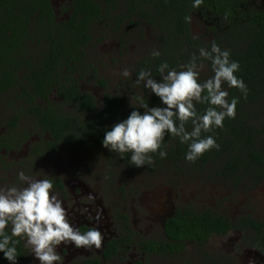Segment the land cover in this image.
Segmentation results:
<instances>
[{"label":"trees","instance_id":"1","mask_svg":"<svg viewBox=\"0 0 264 264\" xmlns=\"http://www.w3.org/2000/svg\"><path fill=\"white\" fill-rule=\"evenodd\" d=\"M121 1L126 6L127 17L135 15L140 21L156 24L162 32L160 36L162 52L155 57L156 64L149 70L152 76H161L158 68L164 62L168 64L165 71L179 70V64L183 60L184 65L189 63L193 54L197 57V63L210 62L200 58L199 50L205 43L191 35L190 19L186 21L185 17L190 18L192 13L209 12L211 16L226 21L227 29L224 33L216 35L213 41L208 42L205 49L210 50L212 43L215 42L222 51L230 52V61L239 62V70L235 75L247 86V98H244L239 89L229 87L227 82L224 83L227 86L229 102L233 98H238L235 118H225L222 128L202 132V137L213 136L219 149L214 148L205 152L194 163L203 166L210 161H216L220 163L218 173L225 177L237 175L238 180L246 173L254 182L259 181L263 175L264 155L257 148V138L263 135L264 124L261 129H256L250 124L244 109L255 104L264 105V4L261 9H253L250 12L246 10L248 0H203L199 7H193L194 0ZM103 3L115 6L117 0H73L68 19L58 21L50 0H0V96L19 82L20 71L32 68L30 65L34 56L32 52L37 49L42 53L36 57L39 61L36 68L40 70H33L32 77L36 81L35 90H39L42 98L46 99L49 87L54 82L56 84L61 82L59 79L62 76L61 70L69 67V61L77 59L81 50L79 46L88 39V26L102 17ZM106 11L109 13V10ZM121 14L123 16L122 12ZM23 75L26 77L24 73ZM60 93L67 98L66 100L70 97V101L78 102L82 109L98 112L90 97L80 96L82 98L79 101L77 93L73 90H63ZM208 106L195 103L200 114H203ZM47 107L45 115L37 106H33L32 111L37 112L39 117H44L45 126L54 138H66L64 140L68 144L76 142V145H101L105 131L111 130V126L104 121L105 112L100 111L92 120L74 121L62 113H55L49 105ZM119 108L114 105L109 107L112 116L119 117L117 112ZM74 124L82 126L77 132L80 137H84L83 139L67 135ZM185 127L187 131H191V121L187 122ZM76 145L71 147L75 148ZM160 151L167 153L164 158L187 161L185 155L188 144L181 143L178 137L166 134ZM123 155L130 161V153ZM151 156L155 166L160 167L163 164L164 158H161L159 151L152 153ZM143 168L152 170V163L144 165ZM248 221L260 232L262 226L260 222L250 219ZM229 228V223L222 215L212 214L210 210L196 213L189 207L184 210V214L177 213L166 223V232L170 238H183L195 242H203L212 234H223ZM13 239L17 241L19 257L20 242L15 237ZM0 264H9L2 252Z\"/></svg>","mask_w":264,"mask_h":264},{"label":"flooded vegetation","instance_id":"2","mask_svg":"<svg viewBox=\"0 0 264 264\" xmlns=\"http://www.w3.org/2000/svg\"><path fill=\"white\" fill-rule=\"evenodd\" d=\"M72 1L73 0H70L68 3L61 6V12L67 14V17L63 20L68 19L72 11L70 8ZM263 4L258 8L251 7L247 11L251 12L253 9H261ZM102 10V17L95 23H91L88 26V39L84 44L79 46L81 50L78 53L77 59L69 61V67H64L61 70L62 76L59 78L61 82L57 84L54 82L49 87V91L46 93V99L42 98L39 90H35L34 84H36V81L35 78L32 77V74L34 73L32 72L33 70H40V68H36V66L39 64V61L36 59V57L41 56L42 53L37 49H35L36 51L32 52L34 55L30 61L32 68L29 70L24 68L22 72L20 71L19 82H16L17 84H15L13 88L7 90L0 96V169L3 170L11 167L12 170H15L16 174H18L20 171H23L26 176H29V174L34 173L35 168H37V165H39L44 158L59 156L62 153L78 156L96 149H102L106 153V162L114 161L117 157L119 158L118 161L120 164L125 166L127 169L142 170L150 175L162 173L166 168H170L173 170V172L175 171V173H177V171H183L184 173H187L188 171L199 172L208 170L212 171L214 177H221L234 187L243 185V181L245 180L248 185V190H253L259 186L264 180V163L263 175L257 182H254L251 179V176L247 175L246 173L238 180H236L237 175L229 177L223 176L222 174L218 173L220 170V163L216 161H210L202 166L200 163L197 164L180 159L174 160L173 158H164L163 164L160 167L155 166L152 160L153 169L147 170L143 167L137 168L134 165H131V162L127 161L124 155V158H121L120 154L110 152L108 149L104 148L102 144L97 146H87V144L76 145V142L68 144L65 141L66 138H64V140L61 138H54L52 136L50 130H48V128L45 126L46 123L44 122V117H39L37 112L34 110L32 111L33 106H37L38 110L45 115L47 114V106L49 105L52 110L54 109L55 113H62L65 116H69L74 121H86L87 119L92 120L100 111L102 113L105 112L106 117L104 121H106L109 126L122 121L123 116L127 118L133 108H137V110L141 111L142 113L143 109L138 108L140 103H148L149 107L164 106L161 104L159 98L155 96V94L151 93L150 89H148V94H143L140 97H136V104L130 103L121 92L116 91L115 86L112 84V79H110V77L106 74L103 75L101 67L95 65V61L91 59L93 49L96 53L98 49L97 46L100 47L101 44L105 43L106 41L108 42V40L112 39V37L117 40V59H120L123 54L129 50L128 43L130 41V35L127 33V30L123 28V25L139 27L142 24H146V26L150 27L154 32L152 39L154 47L132 62V75L130 76H133L135 80H137L141 70L149 71L150 68L153 69L154 65L156 64V59L153 57L152 53L154 51H159V53L162 52V44L160 42V36L162 33L161 30L158 28V26H156V24L151 25L140 21V19L135 15L127 17L126 6L121 0H117V4L115 6H112V4L108 6L107 4L103 3ZM106 10H109V13ZM121 12L123 13V16H121ZM198 13H202L203 18L207 21L208 19H213L214 22L211 24V27L214 29L212 30L214 33H216L215 35H220L221 33H224V28L227 29L228 25L225 20L211 16L209 12ZM54 15L56 16L55 12ZM192 15L193 13L190 15V21ZM221 22L224 24L222 30L216 27V24ZM96 25L99 26L97 31L94 30ZM203 43H205V45H202L204 46L202 48L205 49V46L207 47L208 42L204 41ZM224 46L226 47V45ZM112 60H116V58H113ZM202 62L207 63V65L212 67L210 62L201 61L200 63ZM200 63H197V65ZM180 64L179 70L180 66L184 65V60ZM23 73L26 75V77H24ZM166 74L167 71H165L163 75ZM152 77L157 80H161L162 74L160 77ZM89 87L99 89L101 91V98H97V96L89 89ZM225 87L227 88L226 85ZM63 90H73L76 92V95L79 97V101L82 97H90L94 101L96 111L98 112L94 113L82 109L78 105V102L74 103L70 101V97H68L69 100H66L67 98H65L60 93ZM113 105L120 107L117 111L119 113V117L117 115L112 116L110 113L111 111L109 107H113ZM7 113H9V116ZM81 128L82 126L79 127L77 124H74L69 129L67 135L69 137L73 136L74 138L81 140L84 137H80L79 133L77 132ZM76 139L71 138V140ZM87 141L89 140L87 139ZM74 145H76V147L72 148L71 146ZM15 154H18V157L13 159L12 156ZM15 164H17V166H13ZM108 170L109 171L106 172V175L109 177L108 173L113 175V172H111V169ZM46 179H51L53 181V189L59 192L63 199L64 197H67V187L65 182L66 178L64 175L56 172H50V174L46 176ZM15 181L17 182V186H23L25 184L19 179V176H15ZM77 190L79 193V189ZM64 201L66 200L64 199ZM112 207H114V220L112 217L111 220L114 225L116 224L114 228L115 233L104 238L99 252L80 256L79 258L74 259L67 264H111L114 261L125 258L126 255L133 250L140 255H144V260L137 259L135 264H143L144 261L149 257L176 256L184 253L190 245L195 246L198 251L208 259L209 264H237L234 262V258L231 259L227 256H221L220 253L213 255L203 250V247H205L212 238L225 237L232 231L240 232L242 234V243L245 246L256 250L260 255L264 256V220L255 218L247 213H241L235 218H230L227 215L212 209L211 207L198 210L191 205H184L182 207H177L171 214L163 218L159 229L160 234L158 232L145 234L139 232L131 225L129 215L126 212L119 210V206L114 205ZM188 207L196 213L210 210L212 214L222 215L223 218L229 223L230 228L223 234L210 235L203 242H195L183 238H170L166 232L167 221L175 217L177 213L184 214V210ZM249 219L261 223L262 226L260 232H258L251 225V223L248 221ZM92 227L96 226L83 223L80 224L77 229L80 232H86ZM6 231L11 234L10 225ZM17 239L20 242V256L17 258V264H31V249L25 246V239Z\"/></svg>","mask_w":264,"mask_h":264},{"label":"rangeland","instance_id":"3","mask_svg":"<svg viewBox=\"0 0 264 264\" xmlns=\"http://www.w3.org/2000/svg\"><path fill=\"white\" fill-rule=\"evenodd\" d=\"M69 1L51 0L59 21L67 17V14L61 12V6ZM263 1L248 0L246 10L251 7L258 8ZM213 22V19L205 20L202 13H193L189 24L191 35L206 42L213 40L216 36L211 27ZM98 27L96 25L94 30L97 31ZM216 27L222 30L223 22L216 24ZM123 28L129 33L130 41L129 50L120 59H117L118 46L114 37L100 47L97 46L96 53L93 49L91 59L95 61V65L101 67L103 75L106 74L112 79L116 91L121 92L130 103L136 104V97L148 94V89L144 87V81L137 84L133 76L124 77L121 73L128 69L132 75V62L153 49L154 32L146 24L139 27L123 25ZM113 58L116 60H112ZM197 66L201 83L214 75L212 67L207 63L202 62ZM181 70L183 69L180 66L179 71ZM89 89L97 98H101L99 89ZM223 89L227 91L224 84ZM244 113L249 117L250 124L256 129H261L264 124V105L247 106ZM7 115L9 116V113ZM257 148L264 155V133L257 138ZM12 157L17 158L18 154ZM118 159L116 157L114 161L106 162V153L102 149L78 156L62 153L59 156L44 158L29 177L46 179L50 172L64 175L67 187V197H64L66 201L54 189L53 194L62 200L70 223L75 228L83 223L96 226L104 238L115 233L116 224L111 220L114 205L129 215L134 228L145 234L159 233L163 218L184 205H191L198 210L211 207L230 218L247 213L264 220V180L255 189L248 190L246 180L243 185L234 187L221 177H214L212 171L208 170L175 173L166 168L162 173L150 175L142 170L127 169ZM108 169L113 172V175L108 173L109 177L106 175ZM15 176L18 177V174L11 167L0 169V189L27 187L26 184L17 186ZM241 235L238 231H232L225 237H214L203 250L213 255L220 253L221 256L234 258L237 264H264V256L245 246ZM57 252L63 258L62 264H67L80 256L97 253L99 249H77L74 245L62 244L57 248ZM137 259L144 260V255L133 250L125 258L111 264H135ZM31 264H39L32 252ZM143 264H209V261L195 246L190 245L184 253L176 256L149 257Z\"/></svg>","mask_w":264,"mask_h":264},{"label":"clouds","instance_id":"4","mask_svg":"<svg viewBox=\"0 0 264 264\" xmlns=\"http://www.w3.org/2000/svg\"><path fill=\"white\" fill-rule=\"evenodd\" d=\"M202 3L203 0H194L193 7ZM199 51L200 58L211 62L214 72L211 78L202 83L199 81L195 54L189 63L181 66L183 70H168L166 75L163 74L168 64L161 63L158 68L161 80L153 78L150 71L141 70L137 84L144 81V87L150 89L164 106L149 107L148 103H140L138 108L143 112L133 108L126 119L114 123L111 130L105 131L102 146L120 154L121 158H124V153H130L131 165L137 168L151 164L152 153L159 151L161 158L167 156L166 152L160 151L166 134L188 144L185 159L189 162L194 163L214 148L218 150L219 145L213 136L202 137L201 134L211 132L213 128H222L225 118H235L238 98L229 102L223 84L227 82L229 87L239 89L245 99L248 89L244 81L235 75L239 62L230 61L228 50L222 51L213 42L210 50L201 48ZM152 55L155 58L160 53L154 51ZM121 75L129 77L130 71L125 69ZM194 102L209 106L200 114ZM189 121L191 131L185 127ZM18 176L27 187L0 189V252L9 264H17V241L14 237L25 239V246L31 249L39 264H62L63 258L57 252L62 244L85 250L102 247L104 236L99 228L80 232L72 226L62 200L53 194L51 179H32L23 171ZM9 225L11 234L6 231Z\"/></svg>","mask_w":264,"mask_h":264}]
</instances>
